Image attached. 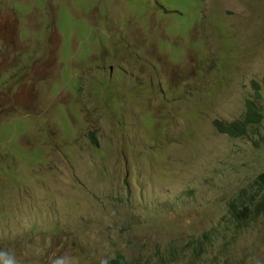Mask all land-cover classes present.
Returning a JSON list of instances; mask_svg holds the SVG:
<instances>
[{"label":"rangeland","instance_id":"obj_1","mask_svg":"<svg viewBox=\"0 0 264 264\" xmlns=\"http://www.w3.org/2000/svg\"><path fill=\"white\" fill-rule=\"evenodd\" d=\"M254 83L264 114V0H0V264H190L202 232L195 264H264V219L224 220L264 120L213 126Z\"/></svg>","mask_w":264,"mask_h":264},{"label":"trees","instance_id":"obj_2","mask_svg":"<svg viewBox=\"0 0 264 264\" xmlns=\"http://www.w3.org/2000/svg\"><path fill=\"white\" fill-rule=\"evenodd\" d=\"M252 86L257 90L256 96L245 101L244 113L239 120L229 123L218 120L213 121V126L218 133L229 138H242L250 135L264 120V114L258 104L260 99L259 87L256 83ZM93 145L96 146V143L94 142ZM227 209V214L224 217L225 224L236 231L247 230L251 225L256 224L258 220L264 219V172L258 174L247 187L234 193L227 203ZM208 232L212 233V230ZM209 235L207 232H202L198 237H192L186 242V248L191 249V254L188 257L190 264L196 263L197 255L202 257L209 253L210 245L215 240L214 238H208ZM167 256L173 259L177 256L176 250L169 247ZM214 256H217V253ZM177 259L178 262L183 261V252L175 260ZM218 261L215 263L219 264ZM105 264L139 263L127 261L124 256L116 255L113 259L106 261Z\"/></svg>","mask_w":264,"mask_h":264}]
</instances>
